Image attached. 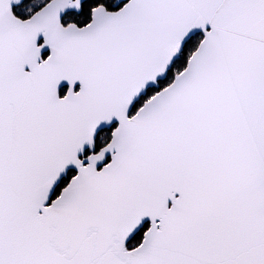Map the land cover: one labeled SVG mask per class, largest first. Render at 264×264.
Masks as SVG:
<instances>
[{
    "label": "snow or ice",
    "instance_id": "obj_1",
    "mask_svg": "<svg viewBox=\"0 0 264 264\" xmlns=\"http://www.w3.org/2000/svg\"><path fill=\"white\" fill-rule=\"evenodd\" d=\"M0 264H264V0H0Z\"/></svg>",
    "mask_w": 264,
    "mask_h": 264
}]
</instances>
